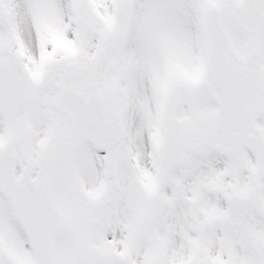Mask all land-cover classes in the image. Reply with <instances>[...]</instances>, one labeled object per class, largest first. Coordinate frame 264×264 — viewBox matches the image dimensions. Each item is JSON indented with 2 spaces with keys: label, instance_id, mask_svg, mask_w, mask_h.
<instances>
[{
  "label": "snow or ice",
  "instance_id": "snow-or-ice-1",
  "mask_svg": "<svg viewBox=\"0 0 264 264\" xmlns=\"http://www.w3.org/2000/svg\"><path fill=\"white\" fill-rule=\"evenodd\" d=\"M0 264H264V0H0Z\"/></svg>",
  "mask_w": 264,
  "mask_h": 264
}]
</instances>
